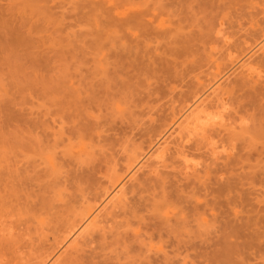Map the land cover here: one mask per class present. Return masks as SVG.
I'll return each mask as SVG.
<instances>
[{"label":"rangeland","instance_id":"obj_1","mask_svg":"<svg viewBox=\"0 0 264 264\" xmlns=\"http://www.w3.org/2000/svg\"><path fill=\"white\" fill-rule=\"evenodd\" d=\"M263 38L264 0H0V264L46 262ZM258 56L263 79L237 72L218 97L233 120L143 173L113 222L60 264H264ZM185 147L201 171L188 172Z\"/></svg>","mask_w":264,"mask_h":264},{"label":"bare ground","instance_id":"obj_2","mask_svg":"<svg viewBox=\"0 0 264 264\" xmlns=\"http://www.w3.org/2000/svg\"><path fill=\"white\" fill-rule=\"evenodd\" d=\"M221 29L222 28H220V30ZM218 34L220 36H223V39L227 36L226 35L227 33L223 35V32L218 33ZM231 34L232 33H229V35H231ZM219 35H218V38H220ZM229 35L227 37H229ZM228 39L229 38L224 40V43L227 45H228ZM221 40L222 39H220L219 42ZM255 43H257V42H255ZM222 46H224V45H222ZM224 49H226V48H224ZM226 51H228V50L226 49ZM247 52L248 53L244 57L241 58V56H239L240 58H237L236 60L234 59L235 61L234 60H233L234 62L232 61V63H231L232 65H230L229 68H227L228 70L227 71L224 70L225 72H221V74L217 78L215 77L216 79L214 78L215 80L214 81L212 80L213 82L210 83V85L207 86V88H205V90L201 94L196 93L197 97L195 96L196 99L194 100V102L192 100L193 103L190 104L191 106L186 108L182 112L181 116H179L177 119H175V122L173 123V125L171 127H169L170 125H168L169 129L166 127L168 129V131H166V133L164 132V134L162 136H159L160 139L155 144H153L152 147L148 148L149 151L146 150L145 151L146 153H143L142 155H140V157H138L137 160H134V162L135 161L136 162L134 163V165L130 169H128V171L125 174L126 176L124 175L123 178L119 177L122 179H119L117 183L116 182L112 183L113 186H110L111 188H109V190L106 189V191L107 190L108 191L105 192L104 199L101 202H99L98 205L96 204L97 206L94 207L93 210H91V212H89L86 216L84 215L85 217L83 216L84 218L82 219L81 222H78L79 224H77L75 227L71 228L70 233L68 234L67 237H64L65 239L59 245L57 250L50 257H47L48 259L46 260V262L45 261L43 263L41 262L42 264H60L62 262V260L65 259L66 256H68V255L70 256L71 254L76 253V252L80 253L81 249L84 250V248H82V247L85 246V244L88 242L89 238L92 236L91 235L92 231L93 232L98 231L95 229H99L98 228L99 226L101 227V225H103V224L105 225L109 222V220H112L111 218H109V215H112L110 213V211H113L112 213H115L114 210L119 208L120 205L124 206L122 204H125V202H127L128 198H129L128 196H130V194H131V193L129 194V191H130L129 188L132 190L133 187H131V186L132 185L134 186V183L136 185V181L138 182L139 181L138 179H141L139 177L143 173L147 172L148 170H152V168L155 169V171L159 173L160 171H158V169L160 170L161 166H163L165 164L167 158L169 157V154H172L171 152H173V150L176 152L175 149L177 146H179V147L182 146V149L184 148V144L186 143L185 140H187V142H188L187 145L189 146V144L193 140H196L194 138L189 143L191 138H193L195 136L199 137L201 135H203L201 137H204L210 130L218 132L217 129H215V130H212V129L218 128L219 130H221L223 127L226 126V124L229 120H231V121L233 120L232 119L233 116L229 120H227V117H229L230 115H229V112L228 113H225L226 111L224 112V109L226 110V108H225L226 103H225V105L222 104L223 101H221V100H223V99L220 100V98H218V97L220 95H225V94H222V92H224L223 89H226V86H228V85H226L227 82L231 81L230 80L231 77L234 76V74H236L237 72H238V74H236V75H240L239 73L241 72L243 74L248 73L251 77L257 76L259 78L258 81H260V79H263L262 74L257 73V70L255 69V67H256L255 63L260 60L257 58V56L260 53L264 52V38L262 39V41L258 42V44L251 47L250 49H248ZM258 57H261V56H258ZM259 70H261V69H259ZM240 76H242V75H240ZM248 78H249V76H248ZM253 78H255V77H253ZM223 98H224V96H223ZM218 100H220V102ZM221 107H223V108H221ZM234 120H236V119H234ZM231 121L229 124H232ZM235 122H237V121H235ZM235 122H233V123H235ZM233 125L235 126V124H233ZM164 131H165V129H164ZM183 132H185V133H183ZM216 132H215V134L218 135V133H216ZM212 133H214V132H212ZM219 136H221V133H219ZM159 137H155L154 139L159 138ZM207 137L208 136H205V139H207ZM211 143H212V141H211ZM216 146L217 145H215V147H214V145H213L212 146L213 149H211V150H213L214 152H217L219 150V148H218V146L217 147ZM207 147H209V146H207ZM185 148H186L184 150L185 152H182V150H180V152H182V153H180V154H182L180 156L184 157V159H183L184 166L186 167L188 172L190 171V173H195V172L197 173L198 171H201V168H199L200 164H196V163H200V162L197 160L188 159V155L186 154V151L190 152L189 151L190 149L187 150L188 147H185ZM223 149H224V147H223ZM211 150H209V151H211ZM224 151H226V150H224ZM212 156L215 158L216 156H221V154L219 155L217 153L216 156H214V154ZM190 157H192V156H190ZM195 157H197L198 160L200 159V158H198L199 156H195ZM213 157L211 159H213ZM216 158H220V157H216ZM223 158H226V157H223ZM223 158L220 160H224ZM217 160H219V159H217ZM192 161H196V162L193 163ZM202 169H204V168H202ZM202 172H205V171H202ZM201 173H198V174L202 175ZM99 200H100V198L98 199V201ZM95 203H97V201ZM125 205H127V204H125ZM118 210L119 209H117V211ZM111 222H113V220ZM8 228H10V226ZM94 233H96V232H94ZM87 244H89V242ZM65 260H63V261H65Z\"/></svg>","mask_w":264,"mask_h":264}]
</instances>
